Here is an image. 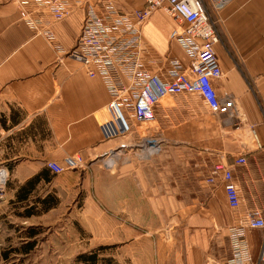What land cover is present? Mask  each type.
I'll list each match as a JSON object with an SVG mask.
<instances>
[{"label":"crops","instance_id":"1","mask_svg":"<svg viewBox=\"0 0 264 264\" xmlns=\"http://www.w3.org/2000/svg\"><path fill=\"white\" fill-rule=\"evenodd\" d=\"M104 1L127 13L146 5L145 0ZM96 7L102 11L99 4ZM38 17L49 25L55 41H48L21 20L14 0H0V170L6 168L10 173L5 197L0 200V217H4L0 218V251L11 242L6 219L18 215L27 220L23 216L26 209L39 207L47 196L63 204L82 187L81 171L56 176L47 162L62 164L67 157L81 156L92 163L117 146L115 140L106 141L100 129L111 102L102 78L89 75L93 66H84L55 49L76 46L84 9H76L61 22L46 12ZM214 17L220 33L215 50L223 71L214 88L225 110L211 113L196 95L167 96L154 108L151 135L175 142L201 159L203 170L210 172L217 164L231 167L235 158L246 156V166L233 167L242 205L237 211L228 207L217 178L218 198L187 216V224L175 234L176 244L169 247L171 256L161 258L160 264H227L230 229L247 221L253 205L264 207V0H235ZM185 28L184 22L163 10L156 11L143 27V41L157 62L150 70L164 81L170 80L167 58L190 65V58L171 39L174 30ZM37 175L51 181L42 179L33 188L26 186ZM246 238L256 264L264 231L250 230Z\"/></svg>","mask_w":264,"mask_h":264},{"label":"rangeland","instance_id":"2","mask_svg":"<svg viewBox=\"0 0 264 264\" xmlns=\"http://www.w3.org/2000/svg\"><path fill=\"white\" fill-rule=\"evenodd\" d=\"M151 134L154 124L134 122L112 153L77 170L82 187L63 204L6 219L12 236L0 264H160L171 256L177 230L218 198L220 183H208L201 159ZM32 229L36 246L22 254ZM92 254L96 263L81 259Z\"/></svg>","mask_w":264,"mask_h":264},{"label":"built area","instance_id":"3","mask_svg":"<svg viewBox=\"0 0 264 264\" xmlns=\"http://www.w3.org/2000/svg\"><path fill=\"white\" fill-rule=\"evenodd\" d=\"M235 0H145L143 9L132 13L119 10L112 2L100 0L102 11L91 0H14L20 18L36 33L53 42L56 36L49 25L38 17L49 13L55 22L65 20L73 11L82 8L85 18L81 35L71 50L56 46L60 54L67 53L84 66H93L90 76L98 74L110 96L111 102L104 110L100 123L106 141L118 140L133 132L134 122L151 124L155 121V106L167 96L182 94L199 96L213 114L225 110L214 82L223 76L215 46L220 33L215 19L222 9ZM163 10L186 28L174 30L171 39L177 41L191 62L189 67L176 58H167L170 80L164 81L150 70L155 66L151 49L144 43L142 30L153 14ZM248 159L240 156L233 166H214L209 184L217 178L223 184L228 207L237 211L242 205L234 166H246ZM56 176L69 171L83 170L86 162L81 156L46 163ZM10 173L0 170V200L5 197ZM247 221L240 222L229 231L231 258L227 264H253V257L246 235L250 230L264 231V207L255 204L247 212ZM264 264V244L259 261Z\"/></svg>","mask_w":264,"mask_h":264},{"label":"trees","instance_id":"4","mask_svg":"<svg viewBox=\"0 0 264 264\" xmlns=\"http://www.w3.org/2000/svg\"><path fill=\"white\" fill-rule=\"evenodd\" d=\"M42 179H45V178H43L41 175H37V176L33 177L32 179H30L28 181V184L26 186H29L30 188H33ZM45 180L47 182H50L51 181V178H46ZM26 186L23 187L21 189V191L24 190V188H26ZM39 203H40L39 204L40 205L39 206L40 208L37 207V206H33L31 208H28V209H26V212H25V214L23 216L26 217V218H30V217L35 216V215H39V214H42V213H46V212L52 210L53 208H55L56 207V204H57L56 198L54 196H51V195H49L46 198H44V200L39 201ZM37 208L40 209V210H36ZM37 235H38V233L34 229H32L31 232H30V234H29V238H28V239H30V242H28L26 244V246L24 247V249H25L24 251L19 250L20 252H24L22 254H28V253H30L35 248L36 242L33 239ZM16 251L18 252L17 249L13 250V252H16ZM81 259L84 262H88V263H90L91 261L93 263H96L97 262V256L94 255V254L89 255V256H82Z\"/></svg>","mask_w":264,"mask_h":264}]
</instances>
